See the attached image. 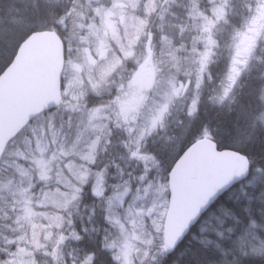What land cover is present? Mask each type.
I'll return each instance as SVG.
<instances>
[{
	"label": "snow or ice",
	"instance_id": "obj_1",
	"mask_svg": "<svg viewBox=\"0 0 264 264\" xmlns=\"http://www.w3.org/2000/svg\"><path fill=\"white\" fill-rule=\"evenodd\" d=\"M0 0V264H264V0Z\"/></svg>",
	"mask_w": 264,
	"mask_h": 264
},
{
	"label": "trees",
	"instance_id": "obj_2",
	"mask_svg": "<svg viewBox=\"0 0 264 264\" xmlns=\"http://www.w3.org/2000/svg\"><path fill=\"white\" fill-rule=\"evenodd\" d=\"M14 6L23 8V3L21 0H14Z\"/></svg>",
	"mask_w": 264,
	"mask_h": 264
}]
</instances>
